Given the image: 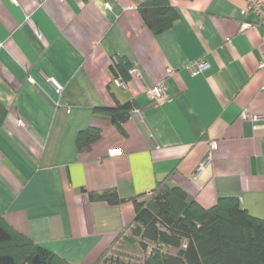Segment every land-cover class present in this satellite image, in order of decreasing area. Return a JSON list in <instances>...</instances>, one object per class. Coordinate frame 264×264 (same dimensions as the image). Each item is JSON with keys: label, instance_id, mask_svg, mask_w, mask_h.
I'll return each mask as SVG.
<instances>
[{"label": "crops", "instance_id": "1", "mask_svg": "<svg viewBox=\"0 0 264 264\" xmlns=\"http://www.w3.org/2000/svg\"><path fill=\"white\" fill-rule=\"evenodd\" d=\"M143 1L0 0V215L71 264H94L132 220L131 199L161 180L204 208L231 196L264 219V26L241 14L245 0H168L178 18L153 34ZM116 57L130 62L124 78L110 71ZM204 58V70H187ZM160 82L167 96L151 99ZM127 101L120 128L92 112ZM245 109L262 118H241ZM89 127L100 138L79 150Z\"/></svg>", "mask_w": 264, "mask_h": 264}, {"label": "trees", "instance_id": "2", "mask_svg": "<svg viewBox=\"0 0 264 264\" xmlns=\"http://www.w3.org/2000/svg\"><path fill=\"white\" fill-rule=\"evenodd\" d=\"M144 25L159 34L169 29L178 18L168 0H145L138 5ZM131 67L125 57H116L110 65L112 75ZM127 101L115 107L97 106L93 114H103L120 128L133 109ZM100 138V130L89 127L79 131V150H89ZM90 200L119 204L124 201L114 190L86 191ZM132 220L116 236L94 264H264V219L252 216L236 197H220L204 208L188 201L179 187L157 181L150 194L131 199ZM186 241L185 246H182ZM139 252L141 257L130 262L126 256L112 255L113 247ZM0 264H71L28 235L14 229L0 215Z\"/></svg>", "mask_w": 264, "mask_h": 264}, {"label": "built area", "instance_id": "3", "mask_svg": "<svg viewBox=\"0 0 264 264\" xmlns=\"http://www.w3.org/2000/svg\"><path fill=\"white\" fill-rule=\"evenodd\" d=\"M249 13L254 14L258 18L259 23L262 26H264V0H245V7L241 11V14L243 16H245ZM207 66H208V63L204 58V59H200V60L195 61V62L191 63L190 65H188L187 70L191 74H197L200 71L204 70ZM258 68H264V51L262 52L261 59L258 62ZM130 73L137 78H141V73L136 68H132L130 70ZM48 80L52 83L55 90L57 92H59L60 88H61L60 85L52 79H48ZM118 80H119V83H123V81L121 79H118ZM166 91H167V89H166L165 84L163 82H160V83H157V84L153 85L152 87L148 88L146 91V94L151 99L159 100V99L167 96ZM241 118H243V119L250 118L253 121H258L262 118V116L256 115V114H251L248 111V109H245L241 113ZM19 122H21V121L19 120ZM215 148H216V142L214 140H211L209 142V149H208L206 155L204 156V158L201 160V162L196 167L195 174H194L195 177H197L201 173V171L211 162L212 153H213V150ZM120 153H121L120 148L110 149L108 151L109 155H117ZM185 244H186V241H183L182 246H185Z\"/></svg>", "mask_w": 264, "mask_h": 264}, {"label": "rangeland", "instance_id": "4", "mask_svg": "<svg viewBox=\"0 0 264 264\" xmlns=\"http://www.w3.org/2000/svg\"><path fill=\"white\" fill-rule=\"evenodd\" d=\"M109 254L112 255H119L120 257H124V255L126 256L125 261H127V259H131L130 262H134V260L139 259L141 257V255L139 254V252H128V251H122L121 248L119 247H113L112 248V252Z\"/></svg>", "mask_w": 264, "mask_h": 264}]
</instances>
